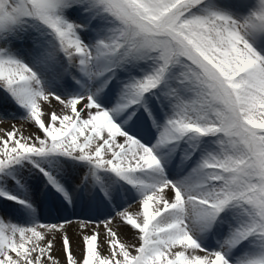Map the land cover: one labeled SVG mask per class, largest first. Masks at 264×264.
Here are the masks:
<instances>
[{"label": "snow or ice", "instance_id": "snow-or-ice-1", "mask_svg": "<svg viewBox=\"0 0 264 264\" xmlns=\"http://www.w3.org/2000/svg\"><path fill=\"white\" fill-rule=\"evenodd\" d=\"M0 264H264V0H0Z\"/></svg>", "mask_w": 264, "mask_h": 264}, {"label": "bare ground", "instance_id": "bare-ground-1", "mask_svg": "<svg viewBox=\"0 0 264 264\" xmlns=\"http://www.w3.org/2000/svg\"><path fill=\"white\" fill-rule=\"evenodd\" d=\"M70 235H71V230H70ZM56 255H59V253H56Z\"/></svg>", "mask_w": 264, "mask_h": 264}, {"label": "rangeland", "instance_id": "rangeland-1", "mask_svg": "<svg viewBox=\"0 0 264 264\" xmlns=\"http://www.w3.org/2000/svg\"><path fill=\"white\" fill-rule=\"evenodd\" d=\"M57 247H59V246H57ZM61 259H63V258H61Z\"/></svg>", "mask_w": 264, "mask_h": 264}]
</instances>
